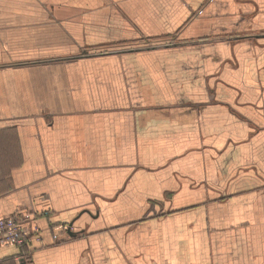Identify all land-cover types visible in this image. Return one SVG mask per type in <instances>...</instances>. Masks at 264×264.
Instances as JSON below:
<instances>
[{"label":"crops","instance_id":"0c3cea01","mask_svg":"<svg viewBox=\"0 0 264 264\" xmlns=\"http://www.w3.org/2000/svg\"><path fill=\"white\" fill-rule=\"evenodd\" d=\"M0 136L33 264H264V0H0Z\"/></svg>","mask_w":264,"mask_h":264},{"label":"built area","instance_id":"2783aa9c","mask_svg":"<svg viewBox=\"0 0 264 264\" xmlns=\"http://www.w3.org/2000/svg\"><path fill=\"white\" fill-rule=\"evenodd\" d=\"M28 216L21 211L10 215H0V246H15L21 248L31 240H41L40 235L30 230L26 222ZM14 259L17 264H29L28 256L24 251H19Z\"/></svg>","mask_w":264,"mask_h":264},{"label":"rangeland","instance_id":"374dc122","mask_svg":"<svg viewBox=\"0 0 264 264\" xmlns=\"http://www.w3.org/2000/svg\"><path fill=\"white\" fill-rule=\"evenodd\" d=\"M2 140H3V139H2V137L0 136V141H2ZM11 154H12V153H10V155H11ZM11 165H13V162H12V163L10 162L9 164H8V163H5V162H4V163H0V170L3 169L4 172H5V171H6V167H7V166H11ZM16 165H17V164H16ZM7 181H8V180H7ZM38 241H41V240L38 239Z\"/></svg>","mask_w":264,"mask_h":264},{"label":"trees","instance_id":"16d2710c","mask_svg":"<svg viewBox=\"0 0 264 264\" xmlns=\"http://www.w3.org/2000/svg\"><path fill=\"white\" fill-rule=\"evenodd\" d=\"M27 244H24V245H22L21 246V248H25V246H26ZM20 248V249H21ZM25 254L28 256V261H29V264H33V261H32V255H31V253L29 252V250L27 249V247L25 248Z\"/></svg>","mask_w":264,"mask_h":264},{"label":"water","instance_id":"95a60500","mask_svg":"<svg viewBox=\"0 0 264 264\" xmlns=\"http://www.w3.org/2000/svg\"><path fill=\"white\" fill-rule=\"evenodd\" d=\"M84 211H87V210H84ZM72 226H73V223L72 222H70L69 224H68V226H67V232L71 235V236H73V235H76L75 233H73L72 232Z\"/></svg>","mask_w":264,"mask_h":264}]
</instances>
